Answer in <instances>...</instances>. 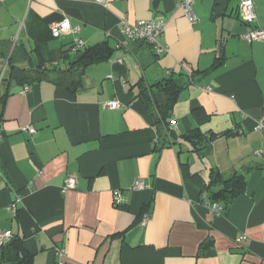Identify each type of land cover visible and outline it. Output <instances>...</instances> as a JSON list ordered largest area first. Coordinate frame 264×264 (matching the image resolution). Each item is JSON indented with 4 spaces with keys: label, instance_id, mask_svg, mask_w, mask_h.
Returning <instances> with one entry per match:
<instances>
[{
    "label": "crops",
    "instance_id": "obj_1",
    "mask_svg": "<svg viewBox=\"0 0 264 264\" xmlns=\"http://www.w3.org/2000/svg\"><path fill=\"white\" fill-rule=\"evenodd\" d=\"M253 2L255 25L264 31V0ZM238 6L195 0L191 23L177 0H0V96L7 94L0 233L22 235L33 264H264V128L257 124L264 118V40L242 37L253 25L242 21ZM64 17L71 29L55 38L50 25ZM153 18L165 21L158 56L119 27L122 19ZM75 38L111 48L109 58L84 69L77 91L49 78L2 84L16 46L30 53L29 63L18 65L34 75L67 68L65 51ZM191 72L194 81L179 90L169 126L178 135H213L202 154L187 143L159 148L134 86L169 74L182 83ZM112 99L119 108L104 105ZM211 169L243 174L244 192L211 200L198 184L209 181ZM67 176L75 186L63 190ZM136 180L145 186L132 189ZM0 264H17L2 259L1 246Z\"/></svg>",
    "mask_w": 264,
    "mask_h": 264
},
{
    "label": "trees",
    "instance_id": "obj_2",
    "mask_svg": "<svg viewBox=\"0 0 264 264\" xmlns=\"http://www.w3.org/2000/svg\"><path fill=\"white\" fill-rule=\"evenodd\" d=\"M71 47L72 45L69 50L65 51L64 56L69 57V55H71L68 60L67 68H53L52 72H49L50 70L46 68L34 69L35 74L32 75L31 70H28L27 67H21L17 63L20 62L19 60H27L29 63L30 53L26 54L25 50H21L20 46H16L7 58L9 67L8 74L3 77L2 84L8 86L13 81L16 82V84H29L37 79L49 78L55 84L62 86L68 91H77L82 85L81 76L84 69L91 63L109 58L111 55V48L106 41L99 42L93 46H85L75 51H71ZM70 51L73 54H71ZM155 56H158V54L155 53ZM220 60L221 57H217L211 68L218 64ZM205 71H208V69ZM205 71L201 73L203 74ZM196 72H191V74L187 76L188 80L182 83H178L172 76L173 74H169L154 84L146 85L142 80L134 84L138 90L136 94L137 97L142 101L153 117L154 125L158 132L157 138L158 144H160L159 148L163 147L165 144L173 145L178 143L182 145L187 143L186 145L191 148V152L202 154L201 152L208 147L213 137L211 134L205 136L195 129L178 135L175 130L169 126L171 111L179 90L194 81L193 77ZM6 95L5 93L0 96V116ZM230 133L232 134L231 130L223 132V134ZM193 175L196 176L197 173ZM198 184L201 185V189L208 192L209 198L216 202H228L233 197L244 192L246 187L245 176L243 174L235 173L229 177H225L216 169H211L209 181L207 183L199 180ZM0 246L3 260L13 261L17 264H33V255L28 253L23 247L22 235L11 233V236L6 241L2 242Z\"/></svg>",
    "mask_w": 264,
    "mask_h": 264
},
{
    "label": "built area",
    "instance_id": "obj_3",
    "mask_svg": "<svg viewBox=\"0 0 264 264\" xmlns=\"http://www.w3.org/2000/svg\"><path fill=\"white\" fill-rule=\"evenodd\" d=\"M30 1V0H28ZM98 3L103 5L107 4V0H95ZM195 0H177V7L182 9L185 17L191 23H195L197 21V16L194 12L193 5ZM239 15L242 21L248 25H253L251 29H249L242 37L248 41H259L264 40V31L256 26V13L254 8L253 0H239ZM120 32L127 39L131 40H142L151 45L154 53L161 54L165 49L159 45L158 39L161 36L163 30L165 29V21L162 18H153V19H139L133 23H129L126 19H122L119 24ZM71 29L70 21L67 17H64L61 21L53 22L50 25V32L53 37H59L61 34ZM85 47L83 40L80 38H75L71 51H75L79 48ZM109 109H117L120 107V103L115 100H109L104 104ZM258 128H264V118H261L258 121ZM29 133L35 132V128L33 126L23 127ZM259 154V151H256ZM75 179L71 176H67L63 180V190L67 188H74ZM145 186L143 180H136L131 186L132 189L137 190L141 189ZM115 203L119 204L120 202V192L115 191ZM207 201V200H206ZM207 204L211 207L214 212H219L221 210V206L217 203ZM146 215L142 218L141 223H145ZM11 236V232L9 230H5L0 233V242L6 241Z\"/></svg>",
    "mask_w": 264,
    "mask_h": 264
},
{
    "label": "water",
    "instance_id": "obj_4",
    "mask_svg": "<svg viewBox=\"0 0 264 264\" xmlns=\"http://www.w3.org/2000/svg\"><path fill=\"white\" fill-rule=\"evenodd\" d=\"M13 85H14V82H13Z\"/></svg>",
    "mask_w": 264,
    "mask_h": 264
}]
</instances>
